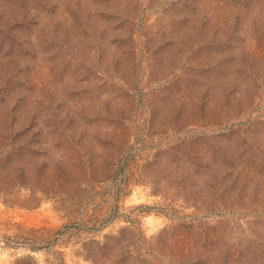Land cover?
Listing matches in <instances>:
<instances>
[{"label":"rangeland","instance_id":"374dc122","mask_svg":"<svg viewBox=\"0 0 264 264\" xmlns=\"http://www.w3.org/2000/svg\"><path fill=\"white\" fill-rule=\"evenodd\" d=\"M0 264H264V0H0Z\"/></svg>","mask_w":264,"mask_h":264}]
</instances>
